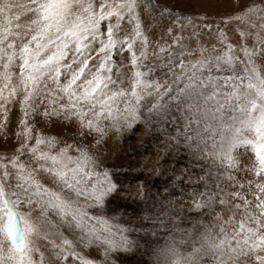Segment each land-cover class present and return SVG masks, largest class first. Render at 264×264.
<instances>
[{
  "label": "snow or ice",
  "instance_id": "1",
  "mask_svg": "<svg viewBox=\"0 0 264 264\" xmlns=\"http://www.w3.org/2000/svg\"><path fill=\"white\" fill-rule=\"evenodd\" d=\"M128 137L144 163H107ZM141 241L152 264H264V0H0V264Z\"/></svg>",
  "mask_w": 264,
  "mask_h": 264
},
{
  "label": "rangeland",
  "instance_id": "2",
  "mask_svg": "<svg viewBox=\"0 0 264 264\" xmlns=\"http://www.w3.org/2000/svg\"><path fill=\"white\" fill-rule=\"evenodd\" d=\"M231 35V33H229ZM207 42V39H206ZM214 42V41H213ZM19 115V109L18 107L13 108L12 110V115H11V119L13 121V126L15 124V120ZM111 143V142H110ZM129 145H132L134 148L137 147L136 146V138L135 137H128L127 139H125L123 141V148H124V153L122 154V158L117 160L115 158V156H113L112 159H109L107 161V163L109 164H117V163H124L127 164L129 157L136 155V159L141 161V164L144 163L143 158L133 152H131L129 150ZM142 149L137 148V153L142 152ZM144 155H148V153H144ZM247 155V154H246ZM254 155V154H252ZM208 163H211V161H208ZM150 166V165H149ZM137 168H139V165L137 166ZM126 169H117V171L120 172V174L123 176L124 172ZM141 173L139 171H133L132 173H130V175H140ZM146 174V173H144ZM135 184V181L133 182ZM112 204L113 205H121L122 207H128V213L130 214L133 210V208H135V205L132 206H128L125 204V202L123 201H119V200H112ZM136 211H139V209H136ZM107 216L111 217L113 215H116L115 213H112L111 211L106 213ZM129 217L126 215L122 218L121 223H123L125 220H127ZM146 224L148 222H145ZM193 222H185L183 223L181 226L184 228H190L192 226ZM145 235V233L141 232L138 234H132V238L136 239L138 238V236H143ZM149 239H151L154 243L152 245L153 248H155L157 246V244L159 245H163L167 239V232L164 229H160L159 233L157 235L154 236H149ZM140 252L143 253V255H140V253H137L135 255H133L132 253H118L117 257H118V264H139V262L143 261V264H152L153 261V257H152V253L149 249H147L144 245H143V241H141V249ZM93 255L97 258V259H101V255L99 252H94Z\"/></svg>",
  "mask_w": 264,
  "mask_h": 264
}]
</instances>
